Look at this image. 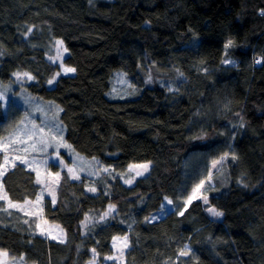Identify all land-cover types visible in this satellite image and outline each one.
Instances as JSON below:
<instances>
[{
	"label": "trees",
	"instance_id": "16d2710c",
	"mask_svg": "<svg viewBox=\"0 0 264 264\" xmlns=\"http://www.w3.org/2000/svg\"><path fill=\"white\" fill-rule=\"evenodd\" d=\"M262 11L264 0H0V82L63 109L64 140L110 170L95 193L94 181L61 172L57 201L43 214L65 231L63 243L32 234L35 220L16 212L0 217V249L32 264H89L95 248V264H108L113 237L126 235L121 264H264ZM41 33L63 41L74 74L61 73ZM17 72L34 79L18 82ZM117 72L133 98L109 96ZM9 98L17 110L0 107V138L23 116L21 101ZM12 162L2 179L8 198L34 202L36 171ZM149 162L146 177L123 182L130 165ZM209 172L208 204L186 205ZM165 197L173 209L154 218ZM109 205L115 212L100 220ZM209 207L224 215L213 218ZM185 245L191 254L180 256Z\"/></svg>",
	"mask_w": 264,
	"mask_h": 264
},
{
	"label": "rangeland",
	"instance_id": "374dc122",
	"mask_svg": "<svg viewBox=\"0 0 264 264\" xmlns=\"http://www.w3.org/2000/svg\"><path fill=\"white\" fill-rule=\"evenodd\" d=\"M38 37L41 39L40 40L41 42H44L45 45H47V47H49V51H50L51 55L53 56V58H55V62L61 66L63 64V59L67 56V52H61L59 54L61 58H58L57 49L59 46L56 44V41L61 40V39L53 38L51 34L50 35L46 34V36H44L43 33H41ZM49 37L54 39V40L50 39ZM63 47L65 48L64 43H63ZM47 57H49V56L47 55ZM225 65L232 66V63L231 64H225ZM63 66H64V64H63ZM61 73L64 75L74 74V73L65 74L63 71V67H62ZM56 77H58V75ZM113 78L114 79L116 78V80L112 79L114 81L113 82L114 88H113L112 93L110 92V95H109L112 99L122 100L124 98H129V97L133 98V96L136 95V91L131 88L132 84L130 83V81L128 80L127 76L124 73L117 72L114 74ZM55 81H56V78L53 79V83L49 84V86L53 87L55 84ZM148 82L151 84V79H149ZM13 85H15V82L13 83V81H11L7 85L11 88V91L12 90L14 91V89L17 87L16 86L15 88H13ZM169 88L171 90H173L172 89L173 86H169ZM134 91H135V94H133ZM11 96L16 97L15 100L21 101V102L17 103V104H19V106L21 107V110L23 111V116H22L21 120L24 119V117L27 115L31 121H34L37 125L45 127L46 132L48 131L49 128H51V130L54 134L59 133V129L62 128L63 132L60 134L63 135V139H64L65 128L59 120L61 111L60 112L56 111L57 105H55L51 101H45L42 99L40 100L38 98L32 97L24 87H20V92L17 95H13L9 91L8 92V98ZM138 96H139V94L135 97H138ZM33 99H35L36 104L39 103L41 106L42 105L43 106L41 107L40 105H37V106L34 105V103L32 102ZM38 101H40V102H38ZM11 104L13 105L14 110H17L15 107V103L13 101H11L10 98H9L8 106L4 107V109L6 111H8ZM45 109H46V111H44ZM26 123H27V121H26ZM29 128H31V124H29ZM10 131L11 130H8L7 136L9 135ZM13 147H15V146H13ZM72 150H74V149L72 148ZM59 154H60V160H62L63 163H60L59 161H57L56 156H55V148H49L47 150V153H35L34 152L31 154H26L23 152L15 153L10 148L8 150V155H10L9 161L14 159V157L16 155L26 156V158L28 159L30 164L34 159L36 161L35 164H32L31 167H29L28 165H26V166L32 170H33V168H36L40 172L41 180L45 181V183L44 184L39 183L40 188H41V191H40L39 196H38V197H40L39 201H37V199H36L34 202L28 201V203L13 202V203L20 205L21 206L20 209L8 208L7 207V201L0 200L1 201L0 217H2L3 215H6L7 217L10 218L13 215H15L16 212H19L20 214L23 215V217L26 220H31V219L35 220L27 228L32 234L39 235L40 237H42L46 240L57 241V242H60L61 239H63V241H65L67 238L66 233L60 225L49 222L43 214L44 208L46 207V202L48 200L52 201V196L49 195V191H48L49 187L54 188L55 196L57 199V190H58L59 183L58 184L52 183V181L55 179V174L56 173L61 174L62 171H66L68 173L67 168L64 167L65 164L68 167L75 166V170L78 172L81 179L85 177L90 182L94 181V183L90 184V186H89V188H90V187H95L94 186L95 183L98 180L102 179V173H109V172H103L102 170L97 171L98 164L95 163V161H96L95 159L85 158L84 156L78 154L75 150L71 151V150L66 149L64 147H60ZM81 157L84 158L83 162H81V160H80ZM15 160H16V162H20L19 159H15ZM45 160L48 161L47 166H45L43 163ZM57 165H59V166H57ZM8 167H9V164L0 169V172H3V175H0V185H2V188H0V194H3L5 192L4 187H3V183H2V179H3V176L5 175L6 171L8 170ZM81 167L84 168V171H79V169ZM89 172H96L97 174L96 175H88ZM148 172L144 173V175H142V176H135L134 172H129L127 169L126 172L124 173V175H122L123 182L125 183V180L131 179L132 180L131 184H128V183H125V184L128 186H132L135 184V181L138 180L139 178L146 177ZM59 181H60V178H59ZM213 186H214V183L211 181L205 183L204 188L200 189L198 195L203 196L205 191L212 188ZM92 193H95V192H92ZM192 194H193V192L191 193V196H192ZM196 200H202V199H193L192 201H196ZM169 208L172 210L173 206H172V204H168L167 200L165 199V202H164L161 210L156 212L153 215L154 218H159L160 216L164 217L166 215V212L168 213ZM4 209H7V210H4ZM107 210H108V208H107ZM25 213H27V214H25ZM113 213H111L109 215V217H107L105 220L110 218ZM210 215H211V213H210ZM211 216L213 218H215V216H213V215H211ZM37 224L40 225L39 228H37ZM41 229L45 230V234H43V235L41 234ZM61 229L63 230V233H61V231H60ZM48 232H51L52 236H56L57 239H52L49 235H47ZM127 249H125V252ZM114 255H117L116 249H115ZM21 257H23V260L20 259ZM0 259H4V258H0ZM123 259H124V256L120 260H106V263H108V264L109 263L121 264L123 262ZM5 264H32V263L26 262L24 260V256H20V257L13 256V255H10V253L8 252V257L6 258Z\"/></svg>",
	"mask_w": 264,
	"mask_h": 264
},
{
	"label": "snow or ice",
	"instance_id": "6c2138e0",
	"mask_svg": "<svg viewBox=\"0 0 264 264\" xmlns=\"http://www.w3.org/2000/svg\"><path fill=\"white\" fill-rule=\"evenodd\" d=\"M261 14L264 15V11H262ZM29 33H31V28L29 29ZM232 43L233 42L231 40H229L228 43L225 45V47L226 48L231 47ZM56 44L59 46L57 49L58 58H61L59 54L61 52H67L68 49L63 47V41L62 40L56 41ZM227 55H228V53L225 52V56H227ZM222 62L225 64L234 63V61H232L230 59H225ZM256 63L259 64V63H262V61L258 59V60H256ZM61 66L63 67V71L65 74L76 72V69L74 67H66V66H63V64ZM13 75L16 77V80L18 82L22 81L24 78H26L27 80L34 79V77H32L27 72H24V73L17 72V73H13ZM56 75H60V73H57ZM149 79H151V78H149ZM48 83L49 84L53 83V80H49ZM10 90L11 89L9 86L3 85V83L0 82V107H7L8 106V104H9L8 92ZM56 111L60 112V111H63V109L59 108V106H56ZM26 121H27V123H26ZM29 124H31V128H29ZM240 126L243 127V124H241ZM9 128L11 129L9 135L5 136L3 138H0V152H4L3 165H0V168H3L4 166H7L10 163L9 155H8V150L10 148L15 153L23 152L26 154H31L34 152L35 153H47V150L49 148H55V156H56L57 161H59L60 163H63V161L60 160V154H59L60 147H64L66 149L74 151V150H72L71 145L67 144L64 141L63 135L60 134L63 132L62 128H60L59 133H56V134H54L52 132L51 128H49L48 131L46 132L45 127L37 125L34 121H31L27 115L24 117V119L20 120L19 122L15 123L14 125H10ZM13 146H15V147H13ZM228 157H229V154L225 153L219 159L213 160L212 161V167L215 169V168H217L218 165L222 166L226 162ZM236 158L237 157L234 154H232L231 159L235 160ZM15 159H19L21 164L28 165L29 167H31L32 164L36 163V161L33 159V161L30 164L28 159L26 158V156L16 155L13 159V162H12L13 167H15V163H14ZM83 159L84 158H82V157L80 158L81 162H83ZM43 163L45 166H47L48 161L45 160ZM95 163L99 164L98 161H95ZM57 166H59V165H57ZM64 167L67 168V171H68L71 179L79 180L81 178L80 175L78 174V172L75 170V166L68 167L65 164ZM149 168H150V162L144 163V164H133V165L129 166L128 171L134 172L135 176H142V175H144V173L149 171ZM101 170L103 172H109L110 171L108 168L97 169V171H101ZM33 171H36V182L40 183V184H44L45 181L41 180L40 172L36 168H33ZM79 171H84V168L81 167L79 169ZM96 174H97L96 172H89L88 173V175H96ZM0 175H3V172H0ZM59 178H60V174L56 173L55 179L52 181V183L58 184ZM211 179H212V173L209 172L207 174V176L205 177V179L201 180L200 183L196 185V188L194 189L192 196H189L184 201V203L187 205V204H191L193 199H202L203 203L208 204L207 196L206 195L200 196V195H198V193H199L200 189L204 188L206 181L210 182ZM125 183L131 184L132 180L131 179L125 180ZM0 188H2V185H0ZM48 191H49V195L52 196L51 202L54 204L56 201L54 188L49 187ZM88 191L95 192L96 188L90 187V188H88ZM39 199H40V197H37V201H39ZM165 199L167 200L168 204L173 203V201L168 199L167 197H165ZM0 200L7 201V207L8 208H17V209L21 208L20 205L13 203L8 198V195L6 192H4L3 194H0ZM25 203H28V201H25ZM4 210H7V209H4ZM186 210L187 209L185 208L184 211H186ZM184 211H180L179 214L181 216H183ZM207 211H209L211 213V215H213L215 217H222L224 215L222 211H219L214 207H209L207 209ZM113 212H115V206L109 205L108 210L103 213V215L100 217V220H102V221L105 220ZM25 214H27V213H25ZM89 219H90V217H88V216L85 217L84 226L86 228L88 226ZM25 223H27V221H25ZM39 227H40V225L37 224V228H39ZM60 231H61V233H63L62 229ZM41 234L42 235L45 234L44 229H41ZM47 235H49L52 239H57L56 236H52L51 232H48ZM60 242L63 243L64 242L63 239H61ZM128 246H129L128 245V237L126 235L123 237H120V236L113 237L112 247L114 249H116L117 255L105 256L104 259L105 260H120V259H122L124 254H125V249H127ZM91 251L93 253V257H92V260L89 261V264H95V261H96L97 257L99 256V253H97L95 248H93ZM190 254H191V250L188 249L187 245H185L184 249L180 250V252H179L180 256H187ZM7 257H8V252L0 249V258H4V259H0V264H5ZM20 259L23 260V257H21Z\"/></svg>",
	"mask_w": 264,
	"mask_h": 264
},
{
	"label": "built area",
	"instance_id": "2783aa9c",
	"mask_svg": "<svg viewBox=\"0 0 264 264\" xmlns=\"http://www.w3.org/2000/svg\"><path fill=\"white\" fill-rule=\"evenodd\" d=\"M258 59L262 61V58H258Z\"/></svg>",
	"mask_w": 264,
	"mask_h": 264
}]
</instances>
